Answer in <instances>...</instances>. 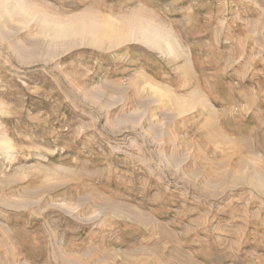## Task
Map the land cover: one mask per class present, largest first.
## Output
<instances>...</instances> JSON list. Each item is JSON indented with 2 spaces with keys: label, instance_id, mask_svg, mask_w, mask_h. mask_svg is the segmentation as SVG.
I'll return each mask as SVG.
<instances>
[{
  "label": "rangeland",
  "instance_id": "374dc122",
  "mask_svg": "<svg viewBox=\"0 0 264 264\" xmlns=\"http://www.w3.org/2000/svg\"><path fill=\"white\" fill-rule=\"evenodd\" d=\"M0 264H264V0H0Z\"/></svg>",
  "mask_w": 264,
  "mask_h": 264
},
{
  "label": "bare ground",
  "instance_id": "6f19581e",
  "mask_svg": "<svg viewBox=\"0 0 264 264\" xmlns=\"http://www.w3.org/2000/svg\"><path fill=\"white\" fill-rule=\"evenodd\" d=\"M25 8H22V9L20 8L19 11L22 12V14H23L24 11H26ZM78 21H80V19ZM80 23H82V24L80 25L79 22H77V23H74V24L73 23H69V24L67 23L66 26H59V25L56 26L55 25L56 27L55 26L54 27H55L56 35L58 37H60L61 35H62L61 37H65L63 35H67V36H75V35H78L79 36L82 32L84 33V31L86 30V32L88 33V36L97 37L99 34L102 35L104 33L103 36L106 37V39H107L108 36H113L112 38L111 37L110 38L111 39H114V36L117 34V32H115L116 29L113 30L110 27V25L108 26L103 20L95 21L92 17L91 18H88V19H85V18L83 19L82 18V20L80 21ZM124 33L125 32L123 31L122 35ZM84 34H86V33H84ZM140 35L143 37V39L145 41H148V40H150V41L151 40L152 41H154V40H160L162 42L163 39L165 38L163 35H161L159 32H157L156 30H154L152 28H143V29H141ZM58 37H56V38H58ZM160 41H159V43H160ZM161 44H160V46H161ZM195 93H197V92H195ZM195 97H197V96H195ZM203 102L205 103V101H203ZM180 109H182V108H180Z\"/></svg>",
  "mask_w": 264,
  "mask_h": 264
}]
</instances>
